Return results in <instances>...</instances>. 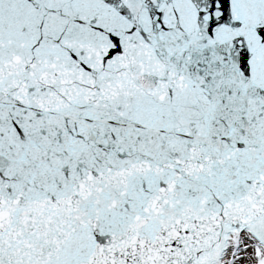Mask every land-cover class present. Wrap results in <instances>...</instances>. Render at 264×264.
Masks as SVG:
<instances>
[{
    "label": "water",
    "instance_id": "water-1",
    "mask_svg": "<svg viewBox=\"0 0 264 264\" xmlns=\"http://www.w3.org/2000/svg\"><path fill=\"white\" fill-rule=\"evenodd\" d=\"M264 245V0H0V264H218Z\"/></svg>",
    "mask_w": 264,
    "mask_h": 264
},
{
    "label": "rangeland",
    "instance_id": "rangeland-1",
    "mask_svg": "<svg viewBox=\"0 0 264 264\" xmlns=\"http://www.w3.org/2000/svg\"><path fill=\"white\" fill-rule=\"evenodd\" d=\"M227 251L231 257L226 264H264V247L249 232L240 233L239 241Z\"/></svg>",
    "mask_w": 264,
    "mask_h": 264
},
{
    "label": "bare ground",
    "instance_id": "bare-ground-1",
    "mask_svg": "<svg viewBox=\"0 0 264 264\" xmlns=\"http://www.w3.org/2000/svg\"><path fill=\"white\" fill-rule=\"evenodd\" d=\"M239 241V234L238 233H234L227 242V247H226V251L223 254L222 260L220 261L219 264H226L229 261V257L230 253L227 251L229 248H231L233 245H235V243H237Z\"/></svg>",
    "mask_w": 264,
    "mask_h": 264
}]
</instances>
